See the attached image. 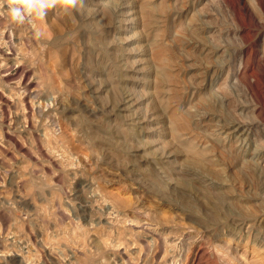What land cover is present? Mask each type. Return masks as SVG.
<instances>
[{
  "label": "rangeland",
  "instance_id": "1",
  "mask_svg": "<svg viewBox=\"0 0 264 264\" xmlns=\"http://www.w3.org/2000/svg\"><path fill=\"white\" fill-rule=\"evenodd\" d=\"M3 9L0 264H264V0Z\"/></svg>",
  "mask_w": 264,
  "mask_h": 264
},
{
  "label": "clouds",
  "instance_id": "2",
  "mask_svg": "<svg viewBox=\"0 0 264 264\" xmlns=\"http://www.w3.org/2000/svg\"><path fill=\"white\" fill-rule=\"evenodd\" d=\"M83 0H0V9L6 5V12L13 24L24 25L36 19H43L47 10L60 5L65 13H70Z\"/></svg>",
  "mask_w": 264,
  "mask_h": 264
},
{
  "label": "bare ground",
  "instance_id": "3",
  "mask_svg": "<svg viewBox=\"0 0 264 264\" xmlns=\"http://www.w3.org/2000/svg\"><path fill=\"white\" fill-rule=\"evenodd\" d=\"M5 7H6V5H5ZM245 9H246V8H245ZM2 10H4V9H2ZM246 10H247V9H246ZM0 12H1V11H0ZM247 13H248V12H247ZM0 17H2V16H0ZM8 29H9V28H8ZM1 30H2V29H1ZM1 30H0V31H1ZM3 30H5V29H3ZM10 30H11V29H10ZM11 31H12V30H11ZM4 32H5V31H3V33L1 32V35H0V45L6 44V43L8 42V41H7V36H10V34H9V35H8V34L6 35V33H4ZM7 33H8V32H7ZM12 33H13V32H12ZM12 33H11V34H12ZM9 38H10V37H9ZM3 46H4V45H3ZM10 51H11V50H10ZM1 52H2V51H1ZM1 55H2V54H1ZM3 59H5V58H3ZM8 60H9V59H8ZM261 61H262V60H260V62H261ZM4 62L6 63V61H4ZM8 62H9V61H8ZM8 62H7V63H8ZM5 63H4V64H5ZM1 64H2V63H1ZM4 64H3V65H4ZM3 65H2V66H3ZM15 65H16V64H15ZM17 65H18V64H17ZM262 66H263V68H264V63H263V61H262ZM7 67H8V66H7ZM1 69H2V68H1ZM4 69H5V67H4ZM4 69H2V71H5ZM2 71H1V72H2ZM1 72H0V73H1ZM6 72H7V74H6L5 76H9L10 78H8V79H10V80H11V79L14 80V81H15L14 83H15V85H16L17 87H21V86H22V82H23V79H22V78H23V77L20 78V79H16V78L18 77V76H17V75H18V69H17V67H15V68H13V69H11V70H7V69H6ZM3 74H4V72H3ZM3 74H2V75H3ZM0 75H1V74H0ZM8 79H7V80H8ZM15 79H16V80H15ZM7 80H6V81H7ZM12 80H11V81H12ZM8 82H10V81L8 80ZM24 89H25V88H24ZM21 90L23 91V87L21 88ZM22 93H23V92H22ZM15 94H16V93H15ZM15 94H14V95H15ZM11 95H12V94H11ZM22 95H23V94H22ZM22 95H21L20 98H22ZM9 96H10V95H9ZM16 96H17V95H16ZM10 97H12V96H10ZM18 97H19V95H18ZM8 100H9V99H8ZM20 100H21V99H20ZM22 101H24V100H21V102H22ZM12 102H13V101H12ZM17 102H18V101H17ZM21 102H18V103H21ZM22 103H24V102H22ZM25 103H26V102H25ZM26 104H27V103H26ZM26 104H25V105H26ZM29 104H30V103H29ZM32 104H33V103H31L30 105H32ZM23 105H24V104H23ZM35 105H36V104H35ZM33 106H34V104H33ZM46 106H47V105H46ZM36 107H37V106H36ZM39 107H40V105H39ZM23 108H25V107H23ZM33 108H34V107H33ZM1 109H3V107H2ZM37 109H38V108H37ZM2 111H3V110H2ZM198 162L201 164L200 161H198ZM199 163H198V164H199ZM180 181H182V180H180ZM186 181H187L186 179L183 180L184 187H188L189 189H190V188H191V189L194 188V186H192L190 183H188V181H187V182H186ZM186 189H187V188H186ZM180 196H181V195H180ZM177 197H179V194L177 195ZM167 201H168V200H167ZM189 207L193 208V205L191 204V205H189ZM186 233H187V232H186ZM180 235H181V234H180ZM184 235H185V234H184ZM188 236H189V235H188ZM188 236H187V237H188ZM182 237H183V233H182ZM182 237H181V238H182ZM190 237H191V236H190ZM185 238H186V237H185ZM188 238H189V237H188ZM183 239H184V238H183ZM189 239H190V238H189ZM189 239H188V240H189ZM179 240H180V239H179ZM179 240L177 239V241H179ZM186 240H187V239H186ZM186 240H185V241H186ZM168 241H169V240H168ZM172 242H173V243L175 242L174 239L172 240ZM172 242H171V244H172ZM179 242H180V241H179ZM187 242H188V241H187ZM167 243H169V242H167ZM175 243H177V242H175ZM180 243H181V242H180ZM188 244H189V243H188ZM171 246H172V245H170L169 247H171ZM172 247H173V246H172ZM180 247H181V246H180ZM175 248H176V247H175ZM172 249H173V248H172Z\"/></svg>",
  "mask_w": 264,
  "mask_h": 264
}]
</instances>
